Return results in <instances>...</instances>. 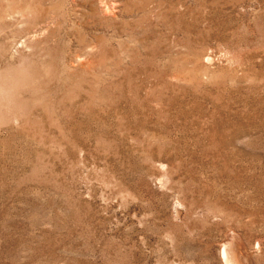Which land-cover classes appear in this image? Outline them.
Wrapping results in <instances>:
<instances>
[{"label": "rangeland", "instance_id": "1", "mask_svg": "<svg viewBox=\"0 0 264 264\" xmlns=\"http://www.w3.org/2000/svg\"><path fill=\"white\" fill-rule=\"evenodd\" d=\"M0 264H264V0H0Z\"/></svg>", "mask_w": 264, "mask_h": 264}]
</instances>
